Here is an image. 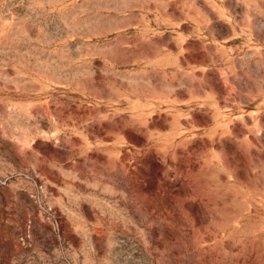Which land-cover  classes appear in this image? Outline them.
Segmentation results:
<instances>
[{
	"label": "rangeland",
	"instance_id": "obj_1",
	"mask_svg": "<svg viewBox=\"0 0 264 264\" xmlns=\"http://www.w3.org/2000/svg\"><path fill=\"white\" fill-rule=\"evenodd\" d=\"M0 264H264V0H0Z\"/></svg>",
	"mask_w": 264,
	"mask_h": 264
}]
</instances>
